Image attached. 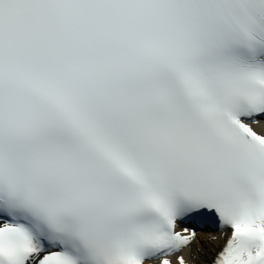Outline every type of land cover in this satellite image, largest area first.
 <instances>
[{"label": "snow or ice", "instance_id": "obj_1", "mask_svg": "<svg viewBox=\"0 0 264 264\" xmlns=\"http://www.w3.org/2000/svg\"><path fill=\"white\" fill-rule=\"evenodd\" d=\"M261 122L264 0H0V264H264Z\"/></svg>", "mask_w": 264, "mask_h": 264}, {"label": "bare ground", "instance_id": "obj_2", "mask_svg": "<svg viewBox=\"0 0 264 264\" xmlns=\"http://www.w3.org/2000/svg\"><path fill=\"white\" fill-rule=\"evenodd\" d=\"M257 127L258 131L262 130L261 126ZM221 238H224V232L213 236L212 233L199 234L189 247L169 258L173 261V264H176L178 256H183L186 264H211ZM155 264H159V261H156Z\"/></svg>", "mask_w": 264, "mask_h": 264}]
</instances>
